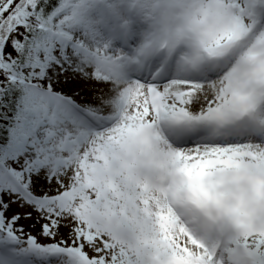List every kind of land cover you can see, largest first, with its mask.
I'll list each match as a JSON object with an SVG mask.
<instances>
[{"label": "snow or ice", "instance_id": "snow-or-ice-1", "mask_svg": "<svg viewBox=\"0 0 264 264\" xmlns=\"http://www.w3.org/2000/svg\"><path fill=\"white\" fill-rule=\"evenodd\" d=\"M0 264H264V0H0Z\"/></svg>", "mask_w": 264, "mask_h": 264}]
</instances>
